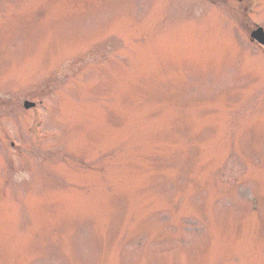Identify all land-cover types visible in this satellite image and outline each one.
<instances>
[{
  "label": "rangeland",
  "instance_id": "obj_1",
  "mask_svg": "<svg viewBox=\"0 0 264 264\" xmlns=\"http://www.w3.org/2000/svg\"><path fill=\"white\" fill-rule=\"evenodd\" d=\"M256 24L264 0H0V264H264Z\"/></svg>",
  "mask_w": 264,
  "mask_h": 264
},
{
  "label": "water",
  "instance_id": "obj_2",
  "mask_svg": "<svg viewBox=\"0 0 264 264\" xmlns=\"http://www.w3.org/2000/svg\"><path fill=\"white\" fill-rule=\"evenodd\" d=\"M252 37L254 39H256L257 41H259L260 43H263L264 44V35L262 33L261 30L259 31H256L252 34ZM34 105L33 104H30V103H25V108H30V107H33Z\"/></svg>",
  "mask_w": 264,
  "mask_h": 264
}]
</instances>
